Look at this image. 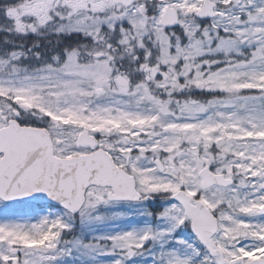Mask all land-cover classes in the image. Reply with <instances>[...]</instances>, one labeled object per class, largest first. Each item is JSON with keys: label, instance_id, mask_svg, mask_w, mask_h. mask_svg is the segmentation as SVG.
I'll return each mask as SVG.
<instances>
[{"label": "snow or ice", "instance_id": "6c2138e0", "mask_svg": "<svg viewBox=\"0 0 264 264\" xmlns=\"http://www.w3.org/2000/svg\"><path fill=\"white\" fill-rule=\"evenodd\" d=\"M0 264H264V0H0Z\"/></svg>", "mask_w": 264, "mask_h": 264}]
</instances>
